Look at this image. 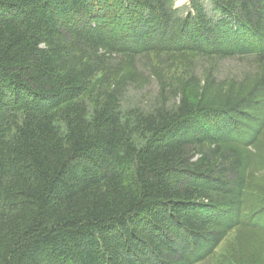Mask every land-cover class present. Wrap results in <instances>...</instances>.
Returning a JSON list of instances; mask_svg holds the SVG:
<instances>
[{"label": "trees", "instance_id": "trees-1", "mask_svg": "<svg viewBox=\"0 0 264 264\" xmlns=\"http://www.w3.org/2000/svg\"><path fill=\"white\" fill-rule=\"evenodd\" d=\"M211 4L0 0V264H198L237 225L264 234L241 208L258 134L237 124L264 76L242 101L144 116L137 138L122 120L140 54L264 61V0Z\"/></svg>", "mask_w": 264, "mask_h": 264}, {"label": "rangeland", "instance_id": "rangeland-1", "mask_svg": "<svg viewBox=\"0 0 264 264\" xmlns=\"http://www.w3.org/2000/svg\"><path fill=\"white\" fill-rule=\"evenodd\" d=\"M202 1L208 10L212 8L211 0ZM191 2L175 0L179 15L189 14ZM113 59L114 69L92 78L80 99L88 103L91 114L103 86L114 84L119 78L115 71L121 66L118 62L121 58ZM132 66L136 81L121 101V113L124 126L136 138L141 133L137 131L138 122L144 116L159 112L174 114L182 102L220 108L228 100L242 101L249 98L264 76V61L256 57L195 51L143 53L134 58ZM256 104L254 110L246 111L237 121L243 134H258L251 147L241 208L244 221L264 224V92L258 95ZM198 264H264V234L237 225L212 255Z\"/></svg>", "mask_w": 264, "mask_h": 264}]
</instances>
